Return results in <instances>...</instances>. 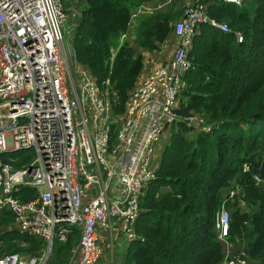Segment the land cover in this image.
I'll return each mask as SVG.
<instances>
[{"label":"built area","instance_id":"obj_1","mask_svg":"<svg viewBox=\"0 0 264 264\" xmlns=\"http://www.w3.org/2000/svg\"><path fill=\"white\" fill-rule=\"evenodd\" d=\"M72 1L0 0V213L10 210L13 227L44 240L40 254L11 252L0 256V264H45L55 240L66 241L75 227L78 240L67 264H122L114 256V238L128 243L137 237L141 196L168 127L181 121L192 130L212 128L203 114L179 112L187 54L207 16L204 0H194L175 21L174 53L150 67L117 114L109 75L101 86L64 45L61 24ZM144 10L150 11L144 2L131 9L119 44L134 35ZM209 23L230 30L224 21L210 18ZM235 36L242 40L240 32ZM116 51L110 47L109 73ZM69 57L75 59L74 75ZM20 148L34 150L29 164L14 166L3 158L4 152ZM254 180L264 185L258 175ZM29 187L33 194L25 199ZM227 189L224 200L240 192L237 183ZM224 200L216 228L218 238L227 242L230 210ZM218 264H264V259L253 260L241 248L224 251Z\"/></svg>","mask_w":264,"mask_h":264},{"label":"trees","instance_id":"obj_2","mask_svg":"<svg viewBox=\"0 0 264 264\" xmlns=\"http://www.w3.org/2000/svg\"><path fill=\"white\" fill-rule=\"evenodd\" d=\"M78 1L80 14L70 40L74 57L101 86L109 75L113 111L122 113L143 67L137 47L154 50L172 34L181 16L179 6L140 14L133 45L119 44L118 38L131 9L148 0ZM204 2L207 16L225 21L230 30L199 23L187 54L179 112L203 114L212 128L192 130L181 121L168 127L154 175L141 196L134 223L137 237L128 242L122 264H218L224 246L216 215L227 188L235 183L240 192L224 200L230 208L228 240L246 243L251 259H264V185L254 180V175L264 179V0ZM66 5L67 11L72 9L71 3ZM236 32L242 34L241 41ZM110 47L117 49L111 73ZM30 150L2 155L14 166H25L32 161ZM244 163L249 170L243 171ZM32 194L30 187L23 192L25 199ZM241 199L253 209L241 210ZM13 220L10 210L0 213V256L40 254L43 238L20 232ZM77 240L76 227L66 241L55 240L45 264H67Z\"/></svg>","mask_w":264,"mask_h":264},{"label":"crops","instance_id":"obj_3","mask_svg":"<svg viewBox=\"0 0 264 264\" xmlns=\"http://www.w3.org/2000/svg\"><path fill=\"white\" fill-rule=\"evenodd\" d=\"M74 1H78V0H73L72 2ZM72 2H71V6L72 8H74ZM81 2H84V1H81ZM144 3L146 6L150 7V11L144 10V13H150L156 10L164 9L165 6L170 4V0H158L157 3L154 2L153 0H148ZM137 49H139V51L142 53L144 62H143V67L136 80V83L139 82L146 75V73L148 72V70L150 69L152 65L156 63L164 62L171 57V55L174 53L176 49V39L173 36V34H170L161 43H159L158 47L154 50L149 51L139 46L137 47ZM239 205L241 207V210L243 211L244 210L251 211L253 209V207L250 208L249 204L242 199ZM124 245H125L124 246V249H125L127 246V243L125 241H124ZM224 245L230 248V249H225V252L226 250H229L230 252H235L238 249L244 248L247 244L237 243L234 241H227V242H224ZM106 254H108V251H104V256H103L104 259H107L106 257H109ZM110 264H113V262H111Z\"/></svg>","mask_w":264,"mask_h":264},{"label":"rangeland","instance_id":"obj_4","mask_svg":"<svg viewBox=\"0 0 264 264\" xmlns=\"http://www.w3.org/2000/svg\"><path fill=\"white\" fill-rule=\"evenodd\" d=\"M153 1L157 3L158 0H153ZM74 3H75V5H73L74 8L69 9L67 11L68 17L61 24V29H62V32H63V35H64V45H65V47L67 49V52L70 50L72 54H73V48H72L70 39H71V36H72V33H73V26L76 24V21H77L76 17H78L79 14H80V6H79L80 3H79V1H74ZM193 3H194V0H170V4H174L176 6H179L178 8L180 9V12H181V13H179L180 15H182L183 11L186 8L192 6ZM178 18H176V20ZM135 23H136V21H135ZM129 36H130V38H128L126 40V42H128L129 44H133L134 45L135 44L134 43L135 36L131 35V34ZM71 56H73V55H71ZM74 60H75L74 58L69 57V65H70L71 71L73 73L72 75H74V69H73V66L75 64ZM188 130L189 129L187 128L185 130V133ZM30 153H31V155L34 156V150H30ZM262 156L264 157V154ZM228 210H230V208H228ZM105 240H106L107 245L106 244L103 245L102 249H103V251H108L109 250L108 238H105ZM114 240H115V247H114L115 259L117 261L119 260L120 262H122V260L124 258L125 249H126V248L124 249V246H125L124 245V240L121 237H117V236L114 238ZM228 241H231V240H228ZM76 244H77V241H76ZM76 244H75V246H76ZM75 246H74V248H75ZM223 246H224V251H225V249H230L228 246L224 245V242H223ZM110 263L111 262H108V264H110Z\"/></svg>","mask_w":264,"mask_h":264},{"label":"water","instance_id":"obj_5","mask_svg":"<svg viewBox=\"0 0 264 264\" xmlns=\"http://www.w3.org/2000/svg\"><path fill=\"white\" fill-rule=\"evenodd\" d=\"M204 21L209 22L210 21L209 16H206L205 19H204Z\"/></svg>","mask_w":264,"mask_h":264},{"label":"clouds","instance_id":"obj_6","mask_svg":"<svg viewBox=\"0 0 264 264\" xmlns=\"http://www.w3.org/2000/svg\"><path fill=\"white\" fill-rule=\"evenodd\" d=\"M128 244V243H127Z\"/></svg>","mask_w":264,"mask_h":264}]
</instances>
